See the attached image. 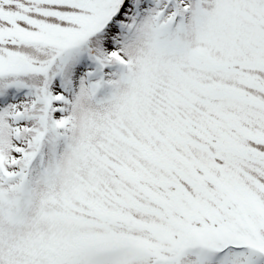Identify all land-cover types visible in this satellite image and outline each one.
<instances>
[{
	"label": "snow or ice",
	"instance_id": "6c2138e0",
	"mask_svg": "<svg viewBox=\"0 0 264 264\" xmlns=\"http://www.w3.org/2000/svg\"><path fill=\"white\" fill-rule=\"evenodd\" d=\"M0 264H264V0H0Z\"/></svg>",
	"mask_w": 264,
	"mask_h": 264
}]
</instances>
